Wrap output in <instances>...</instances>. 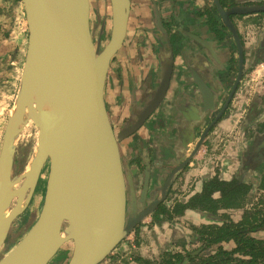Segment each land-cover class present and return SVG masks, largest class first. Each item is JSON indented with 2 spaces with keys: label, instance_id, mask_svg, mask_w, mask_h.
I'll list each match as a JSON object with an SVG mask.
<instances>
[{
  "label": "water",
  "instance_id": "95a60500",
  "mask_svg": "<svg viewBox=\"0 0 264 264\" xmlns=\"http://www.w3.org/2000/svg\"><path fill=\"white\" fill-rule=\"evenodd\" d=\"M21 1L28 42L20 88L0 150V264H52L66 245L72 247L67 264H102L162 201L156 199L147 205V172L142 205L128 211V191L131 189L133 196L135 185L134 178L126 175L130 170L125 166L120 142L137 132L162 102L172 77L173 57L162 58L168 63L153 100L133 125L117 132L106 102V86L111 64L128 36L131 0H110L111 32L103 46L94 43L91 0ZM215 2L222 22L235 38L240 71L228 100L191 157L224 113L242 77V43L230 16L264 12V5L226 11L219 0ZM158 27L165 32L160 17ZM167 43L172 52L169 39ZM205 43L201 42L208 50L205 67L216 77L219 104L228 67L216 65L218 60ZM200 84L205 89L204 82ZM26 116L33 121L38 136L30 158L24 155L25 167L18 168L22 160L18 143L27 129L28 123L23 122ZM183 166L169 176L162 188L163 198ZM46 169L43 205L32 226L10 244L15 221L36 203Z\"/></svg>",
  "mask_w": 264,
  "mask_h": 264
},
{
  "label": "flooded vegetation",
  "instance_id": "af4514ba",
  "mask_svg": "<svg viewBox=\"0 0 264 264\" xmlns=\"http://www.w3.org/2000/svg\"><path fill=\"white\" fill-rule=\"evenodd\" d=\"M219 2L226 11L237 7L264 5V0H225V4L224 0H219ZM164 3H170L173 10L172 14L167 17L168 20H166V17H162L163 20L160 17L163 26L165 27V38L167 34L172 46L171 52L167 39H165L168 51L163 53V58L169 60L173 57L172 77L162 102L156 110L151 113L141 127L143 128L149 121H153L159 111L158 114H160V118L162 119L163 127H161V134L154 132L152 138L161 135L164 136L165 140L161 146L164 151L162 158L158 159L153 156L154 150L151 145L158 140L151 139L148 143L144 142L146 143L145 145L141 143L144 148H147V154L142 156L137 162L141 172L133 175L135 185L134 195L136 198L134 195L132 196L131 189H129L128 211H133V208L136 209V207H138L139 209L141 207L142 195L146 183V173L148 172L149 186L146 196L147 205L156 199L162 200L156 210L149 217L153 218L162 214L163 216H166L167 219H173L176 215H187L186 213L188 211H194L197 212L201 218L208 220L209 223L204 222L199 223L198 225L192 224L193 231L196 234L193 240L188 242V245L180 247V250H177V252L166 250L163 256H161L160 261L146 258H135L136 260L141 261L142 264H168L169 262H174L177 259V256H183L190 251H196L194 254L201 252L203 253V257H207L214 253L212 250L203 252V247L206 245L211 230L215 232L218 228H228L231 225L238 226L241 223L234 222L232 219L233 215L240 212H250L252 210L254 212L252 211L250 215H254V213L264 209V206L258 204V202L250 205H248V201L245 204L241 203L245 201L244 199H248V196H250L252 191H255L257 195L262 196L264 194V86L257 89L255 86L250 85V82L256 83L264 77V73L260 70L264 63V40L262 41V38H264V32L262 33V30L264 29V12L247 14L236 13L230 16L242 43L244 57L242 77L224 113L220 119L212 125L199 150L193 157H191L206 128L213 122L222 107L217 111V87L212 86L208 78L205 79L200 77L197 70L188 66L187 62L183 63L181 70L177 67L176 58L180 55V46L186 47L184 44L188 41L184 36V33L190 38L193 36V30L191 28L192 23L191 26L187 25V31L182 29L180 32H173L172 26L176 24L177 19H180L177 18V16H183L185 19L207 16L214 32L221 40L226 41L229 45V67L224 79V93L219 97V103L224 101L223 105L228 100L239 75V50L233 34L222 22L215 0L154 1V5H156L155 7L158 8L159 6V11L160 5H163ZM248 25L251 27L250 31L252 35L257 36L256 41H248V39H246V31L244 29L248 27ZM256 33H260V35H256ZM254 44L255 46L250 49L249 46ZM249 49L253 50L251 54L248 53ZM142 62L144 61L141 60L137 63L140 65ZM147 63L149 64L150 62L148 61ZM166 63H168V61H158V68L156 70L151 69L145 77L140 78V81L137 83L133 79H128V81H131H129L128 84L130 97L136 96L137 94L139 97H145L146 104L144 108L149 105L155 97L162 79V76H158V69L161 75ZM122 81H124L123 78H121V82ZM201 82H204L206 86L205 89L201 86ZM120 88L123 89L124 87L120 86ZM204 90H207V92L205 93ZM238 96L242 100L244 106V112L241 116L245 119L244 125L247 126V129L251 128V130L256 131L250 139H246L245 137V141H243V143L246 142L248 144L250 151L245 152L247 153V156H243L244 159L242 160V165H245V168L252 167L254 170L257 169L258 172L261 173L259 184L257 185L253 182L251 184L247 183L244 178V172L236 173L231 180L225 179L223 173L226 168L222 165V161L226 159L227 156H230L227 150L229 148L227 145L229 142L228 137L230 136L226 134L227 132L225 131L228 126H222L221 122H223L224 118L232 112V107L235 105ZM144 108L137 110L136 118L131 125L137 121L138 115ZM141 128L133 135H136ZM245 130H241L243 131V134L241 135L242 137L243 135H246ZM238 135L240 136V134ZM201 162L204 163V166H200ZM157 164L160 166L156 168L154 173L152 168ZM181 164H184V166L175 174L170 185L167 187V194L165 198H163V186L166 184L169 176L174 173L173 171ZM199 169L204 171V177L201 176L200 178L197 173L196 175H193L196 170L200 172ZM192 170L194 171L190 174ZM126 175L130 176L129 173ZM197 178L199 179L198 181ZM214 179L226 182L239 180L242 183L247 184L249 190L242 200H238L239 204L233 206H222V196L219 192H216L213 195V198L217 200L218 206L206 204L207 206L205 207L209 208V211L203 210L199 206L195 209L187 208L182 213H174L178 205L191 203L194 197L204 191L205 185ZM182 192L189 194L186 195L187 197L175 199V196H178V193L180 195ZM190 192L192 193L190 194ZM134 198L138 201L137 206ZM172 199H175L174 204L172 207H169V202ZM132 202L133 204H131ZM170 216L172 217L170 218ZM154 221L153 223H156ZM262 222H264V217L261 218L260 221H251L250 223L257 225ZM255 236L264 239V231H259ZM232 246V243H228L224 247L225 249H230Z\"/></svg>",
  "mask_w": 264,
  "mask_h": 264
},
{
  "label": "crops",
  "instance_id": "0c3cea01",
  "mask_svg": "<svg viewBox=\"0 0 264 264\" xmlns=\"http://www.w3.org/2000/svg\"><path fill=\"white\" fill-rule=\"evenodd\" d=\"M154 1L155 0H131L128 38L125 42L123 50L121 51L123 57L118 61V69H120L121 73L120 71L118 75H110L109 73L106 86V102L110 117L117 132H120L123 128L130 126L136 118V113L138 112L137 110L144 108L146 104V99L143 96L139 97L137 94L136 96L130 97L128 86L130 80L128 81V79H133L136 83L139 82L140 78H144L151 69L156 70L158 68L157 62L162 61L163 53L168 51L167 43L165 41V39L168 40V36L166 34L165 38L164 32L159 29L158 17H169L173 12L172 6L170 3H164L163 5H160L159 11V6L157 5L158 8L155 7L156 5H154ZM177 18L180 19H177L176 21L178 23L176 22V24L172 26L173 32H180L182 29L187 31V25L191 26V23V28L193 30V36H191V38L184 33V36L188 41L184 44L186 47L180 46V55L176 58L178 69L181 70L183 63L187 62L188 66L197 70L200 77L205 79L208 78L210 80V84L217 87L216 77L213 75V72L210 73L205 67V59L208 54V50L201 44V42H206L205 44H209L210 48L213 50L218 60L216 65L225 64L227 67H229L230 61L229 45L226 41L221 40L214 32L207 16L199 18L195 17L193 19H185L183 16H177ZM166 20H168V18ZM250 28L251 27L248 25V27L244 29L246 31V39H248V41H256L257 36L252 35ZM263 32L264 29L262 30V33ZM260 33H256V35H260ZM263 40L264 38H262V41ZM253 46H255V44L250 45V49ZM250 49L248 51L249 54L253 51ZM141 60L144 62L138 65L137 62ZM148 61L150 62L149 64L147 63ZM214 69H216V66ZM260 70L264 73V63L262 64ZM158 76H161L159 69ZM121 78H123L124 81L121 82ZM250 85L259 89L261 86H264V77L256 83L250 82ZM120 86H123L124 90L121 89ZM157 114L154 117L155 119L153 121H149L136 135L120 142L123 160L125 166H127L130 170L128 173L131 178H133L135 173L141 172L137 162L142 158V156L147 154V148H144L141 143L145 145L146 143L144 142L148 143L151 139L158 140L156 143L151 144L152 149L154 150L153 156L158 159H161L163 156L164 149L161 146L165 140L164 136L161 135L152 138L154 132L161 134V127H163L160 114ZM227 150L230 156H227V158L222 161V165L226 168L224 169L225 172H223L225 179L231 180L234 178L236 173L238 174L239 172H244V178L247 183L251 184L253 182L255 185L259 184L261 173L258 172L257 169L254 170L252 167L245 168V165H242V160L244 159L243 156H247V153L245 152L250 151L248 144L246 142H242L240 144L237 143V145L229 147ZM201 165L204 166V163L201 162L200 166ZM158 166L160 165L157 164L153 166L152 169L154 173ZM199 170L200 172L196 170L193 175H196L197 173L200 178L201 176L204 177V171L201 169ZM198 180L199 179L197 178V181ZM256 190L258 191L257 188ZM186 214L190 218L189 220L192 224L198 225L199 223H204L200 221L201 216L197 212L188 211ZM168 225L169 223H163L160 226L157 225L159 227H154L153 231L159 233L163 238V241H157L158 243L154 242L153 246L155 249H148L145 245L142 246L140 253L143 258L159 260V254L155 255V253L159 251L160 243H165V236L162 232H157V230L165 228L166 226L169 228L170 226ZM169 230L174 233L173 230ZM146 233L147 231L144 230L140 237L142 235H146ZM159 238L160 236L158 239ZM143 248H145V250H142Z\"/></svg>",
  "mask_w": 264,
  "mask_h": 264
},
{
  "label": "rangeland",
  "instance_id": "374dc122",
  "mask_svg": "<svg viewBox=\"0 0 264 264\" xmlns=\"http://www.w3.org/2000/svg\"><path fill=\"white\" fill-rule=\"evenodd\" d=\"M92 1V15H91V25L94 43L96 45L103 46L110 37L111 32V5L110 0H91ZM128 38V37H127ZM127 40V39H126ZM28 42V27L26 22L25 10L21 0H0V150L3 142V135L5 127L10 115V112L14 106L21 81V74L23 65L25 62L26 49ZM121 52L117 55L114 62L111 64L110 75L119 74L120 69H118V61L122 58ZM121 73V71H120ZM224 101H221L217 105V111L222 107ZM247 104V103H246ZM244 112L243 102L238 96L235 101V105L232 107V112L224 118L221 122L222 126H228L226 128V134L229 142L228 147L240 144L246 139H250L256 131L247 129L245 126V119L241 116ZM245 130L246 135H243ZM240 134V136L238 135ZM37 130L35 126H27L25 133L21 136L18 143L19 150L21 152V158L19 162L20 167H25L26 156L27 159L33 153L34 146L37 138ZM24 155H26L24 157ZM194 170L190 172L193 173ZM42 182L37 190L36 203L31 205L29 209L18 218L12 228V233L14 236L10 239V244H15L16 241L21 238L22 234L25 233L34 223L36 219V214L39 212L43 205L45 197L46 182L48 180V169H46L42 174ZM192 192H190L191 194ZM189 193L185 194L182 192L180 195L175 196V199L187 197ZM169 202V207H172L174 200ZM244 202L250 204H258L264 206V194L257 195L255 191L250 193L248 199H244ZM253 211V210H252ZM240 212L233 215L232 219L234 222L245 223L251 221H260L264 217V209L250 215L252 212ZM254 212V211H253ZM258 213V214H257ZM190 218L183 215H176L173 219H167L166 216L162 214L157 217H148L143 223L139 225L134 232H132L114 251V253L102 264H142L141 261L135 258L145 259L141 255L140 249L142 246H146L148 249H155L153 246L154 242L158 243L163 241V238L159 233H156L154 227L161 225L163 223L168 224L169 228L158 229L157 232H162L165 236V243H160L159 245V260L154 259V261H160L161 256L170 250L172 252H177L180 247L188 245L187 243L192 241L196 236L193 231L192 222ZM155 220V221H154ZM156 222V223H153ZM201 222L209 223L208 220L203 218L200 219ZM157 226V227H159ZM169 229L173 230L170 231ZM146 230V235H140ZM172 232V233H171ZM160 238L158 239V237ZM142 250H145L143 248ZM72 252V247L66 245V247L61 251L59 257L52 264H67ZM151 260V259H150ZM157 263V262H156Z\"/></svg>",
  "mask_w": 264,
  "mask_h": 264
},
{
  "label": "trees",
  "instance_id": "16d2710c",
  "mask_svg": "<svg viewBox=\"0 0 264 264\" xmlns=\"http://www.w3.org/2000/svg\"><path fill=\"white\" fill-rule=\"evenodd\" d=\"M248 190L249 186L239 180L226 182L214 179L205 185L204 191L194 197L191 203L178 205L174 213H182L187 208L195 209L199 206L209 211L206 204L218 206L217 200L213 198L216 192L222 196V206H233L239 204L238 200H242ZM253 225L245 222L238 226L218 228L215 232L211 230L203 252L212 250L213 254L203 257L201 252L194 254L196 251H190L183 256H177V261L168 264H264V239L255 236L259 231H264V222ZM228 243L233 246L225 249L224 246Z\"/></svg>",
  "mask_w": 264,
  "mask_h": 264
},
{
  "label": "bare ground",
  "instance_id": "6f19581e",
  "mask_svg": "<svg viewBox=\"0 0 264 264\" xmlns=\"http://www.w3.org/2000/svg\"><path fill=\"white\" fill-rule=\"evenodd\" d=\"M23 122L28 123L29 126H35L34 123H33V121L29 118V116H26V117L24 118ZM28 125H27V126H28ZM35 128H36V127H35ZM37 136H38V135H37ZM17 141H18V137L16 138L15 143H16ZM38 148H39V141L37 140V144H36V147H35V152H37Z\"/></svg>",
  "mask_w": 264,
  "mask_h": 264
}]
</instances>
